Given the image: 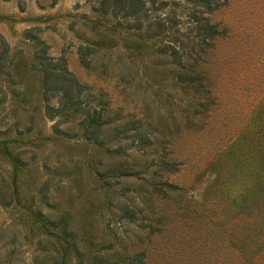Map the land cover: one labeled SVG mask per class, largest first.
I'll return each instance as SVG.
<instances>
[{"label": "trees", "instance_id": "obj_1", "mask_svg": "<svg viewBox=\"0 0 264 264\" xmlns=\"http://www.w3.org/2000/svg\"><path fill=\"white\" fill-rule=\"evenodd\" d=\"M88 1L107 27L77 46L78 62L88 69L99 46L120 43L123 51L103 65L117 66L133 108H111L102 89L49 54L38 28L23 30L42 115L53 121L48 139L95 151L85 193L93 202L76 208L68 195L48 203L52 183H44L39 201L24 205L29 261L0 233V264H148L158 236L156 264H264V23L255 0L240 27L216 17L229 0H172L167 10V0ZM12 101L13 111L23 109L26 96L0 89V104ZM0 154L12 164L0 202L17 203L20 159L3 141ZM184 164L192 175L178 183L170 176Z\"/></svg>", "mask_w": 264, "mask_h": 264}, {"label": "rangeland", "instance_id": "obj_2", "mask_svg": "<svg viewBox=\"0 0 264 264\" xmlns=\"http://www.w3.org/2000/svg\"><path fill=\"white\" fill-rule=\"evenodd\" d=\"M167 1L165 10L170 7L169 2L172 0ZM178 1L181 4L184 2ZM263 3L264 0H255L262 24L264 8L259 6ZM248 4L250 0H229L227 6L216 13V17L229 20L238 27L243 24L249 25ZM98 18L99 16L91 10L88 0H0L1 71L8 74H2L1 78L6 80L10 76L12 79L7 87L5 86L7 81H0V89L6 93L14 88L26 96L23 109L17 111L12 110L13 101L0 104V141L5 143L12 155H17L20 159V176L17 180L18 202L15 203L13 200L8 204L0 202V233L4 240L13 239V246L7 249L17 252L24 263L29 261L28 256L33 250L31 240L34 239L28 236L29 231L24 224L26 213L24 205L32 204L31 197L33 203L38 202L40 199L38 189L48 182L52 183L45 187L48 195L45 200L48 203L55 202L57 197L71 195L76 208L90 207V203L83 202V199L93 202L92 198H85V193L90 190L89 186L92 183L87 165L95 151L91 146L77 141L61 142L48 139L49 127L53 121L42 115L40 85L35 71L31 68L33 46L30 41L22 38V32L26 28H38L37 35L46 42L51 56L63 57L68 70L80 82L93 90L102 89L107 94L111 108L123 107L124 111H130L133 108V101L128 97L130 95L127 83L117 77V66L103 65L108 58L113 61L123 51L120 43L115 45L112 42L99 46L88 69L78 62L77 46L83 45L86 39L92 38L97 31L107 27L104 21H96ZM107 20L112 22L111 18ZM112 32L107 33L109 41L112 37H118L116 30ZM261 34L262 42L264 30ZM218 46H223V42ZM30 116L32 127L27 129ZM14 121H17V126L10 125ZM184 139L185 148L193 146L192 137ZM179 150L181 152V149ZM183 153L187 154V150ZM11 168L12 164L8 157L0 154L2 192L5 191L3 184L10 180ZM191 175L189 166L184 164L171 174L170 178L180 183L189 181ZM199 191L198 188L197 191L190 193L197 196ZM158 237L149 245L148 264H156L162 249L164 250L162 246L164 236L159 237V240Z\"/></svg>", "mask_w": 264, "mask_h": 264}]
</instances>
